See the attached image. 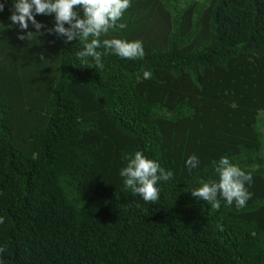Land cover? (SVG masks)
<instances>
[{
	"label": "trees",
	"instance_id": "16d2710c",
	"mask_svg": "<svg viewBox=\"0 0 264 264\" xmlns=\"http://www.w3.org/2000/svg\"><path fill=\"white\" fill-rule=\"evenodd\" d=\"M2 2L0 264H264V0H130L101 39L144 56L102 68L46 31L51 15L18 39L35 30ZM137 150L172 171L155 202L118 175ZM220 156L252 175L244 207L189 191Z\"/></svg>",
	"mask_w": 264,
	"mask_h": 264
},
{
	"label": "clouds",
	"instance_id": "9594fccd",
	"mask_svg": "<svg viewBox=\"0 0 264 264\" xmlns=\"http://www.w3.org/2000/svg\"><path fill=\"white\" fill-rule=\"evenodd\" d=\"M8 2L11 4L9 21L18 25L21 30L28 29L29 24L35 30L18 33V39L36 38L44 26L34 16L51 15L54 23L46 31L62 36L65 43L79 41L80 47L75 50L74 56L80 64L87 67L102 68V56L109 54L123 59L144 56L140 40H126L115 36L101 39V36H106L110 29L115 31L126 28V24L119 21L129 7L130 0H8ZM3 9L4 3L0 0V11ZM142 75L147 79L150 72L144 71ZM125 161V166L118 172L123 178L124 187L144 202H155L160 193L158 185L171 180L172 171L161 167L158 161L147 157L139 150L131 155L126 154ZM199 163L196 155L189 154L184 160V167L191 172ZM212 171L215 179L198 181L197 187L189 189L191 195L210 203L213 208L219 207L221 199L226 205L244 207L251 196L245 187V184L252 183L251 173L242 170L227 156H220L214 163ZM2 251L3 247L0 246V252Z\"/></svg>",
	"mask_w": 264,
	"mask_h": 264
}]
</instances>
